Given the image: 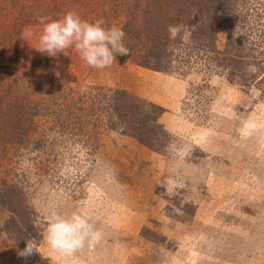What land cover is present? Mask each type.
<instances>
[{
	"label": "rangeland",
	"instance_id": "1",
	"mask_svg": "<svg viewBox=\"0 0 264 264\" xmlns=\"http://www.w3.org/2000/svg\"><path fill=\"white\" fill-rule=\"evenodd\" d=\"M144 4L0 0V173L24 187L41 238L53 213L89 216L101 240L75 254L79 264H264V84L241 89L195 69L157 73L120 55L93 69L72 47L55 57L34 49L39 17L74 12L121 28ZM226 35H217L219 50ZM109 89L164 108L160 123L175 151L159 154L109 130L91 108ZM31 115L36 130L26 136ZM247 118L261 127L244 138ZM7 218L0 206V264H23L1 232ZM39 251L31 264L73 259L43 243Z\"/></svg>",
	"mask_w": 264,
	"mask_h": 264
},
{
	"label": "trees",
	"instance_id": "2",
	"mask_svg": "<svg viewBox=\"0 0 264 264\" xmlns=\"http://www.w3.org/2000/svg\"><path fill=\"white\" fill-rule=\"evenodd\" d=\"M134 10L121 27L123 42L130 49L125 58L131 64L164 74L202 70L246 90L264 84V0H145L139 15ZM175 24H183L184 30L171 40L167 28ZM220 32L227 34L222 50L216 46ZM96 97L102 106L91 108L101 110L109 130L150 151L165 153L171 136L160 123L164 108L119 89ZM31 116L28 128L25 125L26 136L36 130L37 115ZM59 127L66 125L60 122ZM52 131L49 127L48 132ZM8 173H0V206L8 213L1 232L18 252L27 238L41 239L42 226L24 187L9 179ZM190 208L193 216L194 208ZM21 260L31 264L28 258Z\"/></svg>",
	"mask_w": 264,
	"mask_h": 264
},
{
	"label": "clouds",
	"instance_id": "3",
	"mask_svg": "<svg viewBox=\"0 0 264 264\" xmlns=\"http://www.w3.org/2000/svg\"><path fill=\"white\" fill-rule=\"evenodd\" d=\"M38 23L43 25V30L34 49L41 54L55 57L72 47L87 67L101 70L116 63L117 55H130V49L123 42L125 32L116 26L103 27V20L89 22L82 20L74 12H68L58 20L39 17ZM183 30V24L169 25L167 28L169 39L175 40ZM241 123L238 132L244 138L252 136L261 127L252 118L243 119ZM169 148L175 151L174 145H169ZM100 240L101 233L94 229L86 213L73 212L70 216L53 213L48 218L41 240L27 238L26 246L18 250L17 255L27 259L34 253H40L43 243L53 252L66 258H73L70 264H79L74 258L75 254L86 245L94 246Z\"/></svg>",
	"mask_w": 264,
	"mask_h": 264
}]
</instances>
